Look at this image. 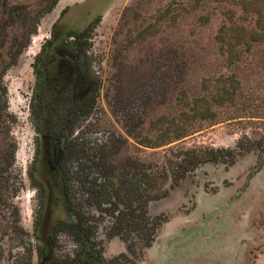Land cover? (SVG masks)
Segmentation results:
<instances>
[{
  "label": "rangeland",
  "instance_id": "obj_1",
  "mask_svg": "<svg viewBox=\"0 0 264 264\" xmlns=\"http://www.w3.org/2000/svg\"><path fill=\"white\" fill-rule=\"evenodd\" d=\"M44 1L5 0L7 5L21 4L28 10ZM1 14L0 5V18ZM96 16L99 21L86 37L85 52L95 95L88 113L75 120L68 132L77 137V143L104 145L105 152L114 151L107 159L117 167L129 156L144 167L161 168L167 158L181 155L182 150L235 149L238 140L245 143V138L249 139L247 148L235 149L231 164L200 163L170 188L167 174L162 185L166 195L146 204L148 217H165L146 247L139 232L131 231L126 240L108 235L111 218L102 211L106 203L98 208L90 200L83 201L88 183L80 180L79 172L71 174L85 163L86 154L69 153L62 161L69 169L63 179L74 207L88 218L89 236L101 257L123 253L134 264H264V43L236 44L237 56L228 63L214 42L216 34L228 33L231 23L248 25L256 18L262 25L264 0H57L39 19L16 62L3 73L6 47L1 48L0 264H47L50 252L56 258L71 257L80 247L67 228L54 232L57 220L69 222L73 217L65 208L56 169L48 173L47 162L39 158V127L30 106L34 85L31 64L49 38L53 22L57 28L80 31ZM20 32L17 25L9 26L7 40ZM171 48L193 55L183 88L170 94L166 85L159 98L152 99L153 93L147 99L140 96L139 87L152 66L166 78ZM154 58L157 62L151 63ZM221 73L243 78L240 95L234 106L213 107L212 120L201 121L189 134L156 146L140 145L125 132L124 120L140 116L143 122L135 128L140 131L137 139L143 136L153 141L160 134L169 137L192 113L190 94L207 95ZM50 174L58 181V198L43 222V178L50 181ZM87 179L106 181L96 170L90 171Z\"/></svg>",
  "mask_w": 264,
  "mask_h": 264
},
{
  "label": "trees",
  "instance_id": "obj_2",
  "mask_svg": "<svg viewBox=\"0 0 264 264\" xmlns=\"http://www.w3.org/2000/svg\"><path fill=\"white\" fill-rule=\"evenodd\" d=\"M56 1L45 0L41 6H39V2L36 9L28 10L24 5H7L5 0H0L2 7L0 49L6 47V63L2 67L1 73L5 71L6 67L16 62V57L26 45L29 35L34 32L39 19L53 8ZM65 9L66 7L60 11L59 16ZM254 14H256L255 11ZM98 21L99 16H96L82 30L72 32L65 30L67 29L65 27L57 28L53 22L49 38L42 43L31 64L34 75L33 93L30 100L31 111L38 127H46L49 157H52L54 153L57 154L58 160L55 169L62 183L60 190L64 198L65 208L73 217V221L69 222L57 220L54 232L67 228V231L73 235L74 241L80 244V247L72 253L71 257L69 254H64L60 258H56L50 252L47 264H95L102 262L105 264H134L133 260L123 253L104 259L101 257L100 251L95 248V243L89 236L91 225L87 223L88 218L78 208L74 207L69 197L67 184L63 179L65 176L67 177L69 169L63 167L62 161L67 158L69 153L76 151L86 154L85 163L79 167L78 171H73L71 174L79 172L77 175L81 177L80 180L83 183H88L86 186L88 195L83 198V201L90 200L98 208L101 203H106L102 211L111 218L108 235H117L126 240L131 231L139 232L142 246L146 247L153 240L156 227L165 220V217L161 216L148 217L146 204L152 199L166 195L167 189L163 188L162 185L167 174L170 178L168 185L170 188L186 172L200 163L231 164L236 153L235 149H245L249 143V139L245 138V143L241 139L236 142L235 149L229 147H197L182 150L181 155H173V158H167L165 166L161 168L156 166L144 167L143 164L129 156H126L124 161L120 163V167H117L107 159L108 153L111 154L114 151L106 150L105 152V148H102L104 145L93 147L85 146L82 142L77 143V137L74 138L68 132H70L71 125L75 120L88 113L94 101V84L89 76V61L85 52L86 37ZM11 25H17L21 32L18 36L12 35L8 41L6 29ZM222 27H226V24L222 23ZM214 42L218 45L219 54L223 56L225 61L231 63L237 56V51L234 50L236 44L241 43L248 47L261 42L264 43V23L260 25L256 18L248 25L231 23L228 25V33L216 34ZM61 54L68 57V66L72 69L70 76L75 77L77 89L79 87L84 88L83 95H81L80 90H74V86L64 87L48 81L49 77L56 76L54 72L57 70ZM192 57V53L171 48L170 55L166 59V78H163L157 67L152 66L149 75L139 87V95L146 96L147 99L150 98L147 95L153 93L152 99H156L161 96L166 85L167 92L170 94L181 91ZM156 59L154 58L151 63L157 62ZM242 79L231 73H221L213 81L212 90L208 91L207 95L195 97L190 94L189 99L193 103L190 107L192 113L186 115L184 125L174 127L171 130V135L167 138H162L163 136L160 134L153 141L147 140L143 136L137 139L140 131H135V128L143 122L140 116L136 117L135 120H128V122L124 120L125 132L133 139L136 138V142L143 146H156L187 135L199 127L201 121H209L215 118L214 114L211 113L214 112L213 107L234 106L236 96L240 95ZM207 80L209 82V79ZM198 101H201L202 105L197 106ZM141 115L144 113L142 112ZM57 140L61 142L59 147L56 145ZM75 142L80 145L79 150L76 148ZM99 153H101L100 161ZM94 170L101 173L106 179L105 183L96 182L95 179H87L89 172ZM118 204H120V209L117 208ZM35 250L37 256L40 257L39 249L35 248ZM23 264H29V262Z\"/></svg>",
  "mask_w": 264,
  "mask_h": 264
},
{
  "label": "flooded vegetation",
  "instance_id": "obj_3",
  "mask_svg": "<svg viewBox=\"0 0 264 264\" xmlns=\"http://www.w3.org/2000/svg\"><path fill=\"white\" fill-rule=\"evenodd\" d=\"M63 53V52H62ZM67 60H68V57L64 54H61L59 56V62L57 64V70H55L54 74L56 76L54 77H49L48 78V81H50L52 84H58V85H61V86H74V90H80L81 92V95H83V92H84V88L81 89L80 87L77 89L76 88V82H75V77H71L70 75L72 74V69L71 67L68 66V63H67ZM50 84V85H52ZM52 87V86H51ZM85 91H86V88H85ZM32 93H33V90H32ZM38 137H39V143H40V147L42 148V152H41V155H40V161L42 163H45L47 162V165H48V168H49V172L48 173H51L52 171H54L55 169V164L57 163V154L54 153V157H49L48 155V151H47V139H48V135H47V130H46V127L45 126H42L38 129V132L36 134ZM41 141V142H40ZM61 144L60 140H57L56 141V145L57 147H59ZM50 177V181H47L46 178H43V182L45 183L46 187V195H45V213H44V218H43V222L46 221V219H48V217L50 216L49 213L51 214V211H50V207L52 204H54V207H55V203H56V200L58 198V196H56L55 194V190L59 187L57 185L58 181H54V176L52 174L49 175ZM50 182L52 184H50ZM54 202V203H53ZM56 225V224H54Z\"/></svg>",
  "mask_w": 264,
  "mask_h": 264
}]
</instances>
